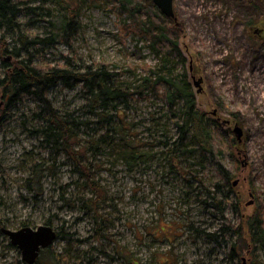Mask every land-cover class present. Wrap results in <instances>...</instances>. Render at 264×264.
Here are the masks:
<instances>
[{"label":"rangeland","instance_id":"obj_1","mask_svg":"<svg viewBox=\"0 0 264 264\" xmlns=\"http://www.w3.org/2000/svg\"><path fill=\"white\" fill-rule=\"evenodd\" d=\"M67 5L79 8L82 28L41 44V62L105 63L123 88L141 83L149 67L160 65L148 35L114 0H67ZM259 5L174 0L176 20L170 18L169 25L179 26L180 35L174 36L185 56L176 71L188 73L200 111L207 118L220 117L218 125H211L214 152L192 136L186 145L179 144L177 118L151 87L126 101L121 98L109 113L112 125L121 122L137 135L139 159L120 147L127 130L109 133L117 146L92 144L90 137L107 129L85 113L81 83L52 86L50 107L31 98L7 109L1 104L6 112L0 125V264H26L3 228L42 224L53 226L58 237L34 264H55L60 255L67 260L63 264H253V246L242 245L233 258V238L221 229L242 224L247 231V219L264 208V0ZM41 6V20L35 16L36 23L26 26L41 37L53 30V13L72 12L58 1L41 0ZM3 64L0 57V74ZM53 111L70 122L92 123L74 127V155L55 150L54 138L46 142ZM236 123L244 130L241 143ZM86 169L99 195L85 186L81 170ZM218 182L226 185L217 193L222 204L209 194ZM224 191L230 193L227 199Z\"/></svg>","mask_w":264,"mask_h":264},{"label":"trees","instance_id":"obj_2","mask_svg":"<svg viewBox=\"0 0 264 264\" xmlns=\"http://www.w3.org/2000/svg\"><path fill=\"white\" fill-rule=\"evenodd\" d=\"M35 1H40V3L38 5L33 4ZM51 1H58L61 5L68 6L67 0ZM114 1L124 11L130 13L131 18L137 23V27L148 35L152 48L161 56L160 65L149 67L148 74L141 83H131L124 88L120 79L115 78L105 63L81 66L69 59H65L64 65L41 62V44L47 45L56 42L69 35L71 31L77 32L82 28L79 8L71 9L68 6L69 11L72 10L71 14L68 15L53 13L51 15L53 30L47 36L41 37V34L26 31V26L32 27L36 23L35 16H40L39 20H41V10L43 9L41 0H0V57L4 63L2 66L4 72L0 74V125L3 118L1 113L5 114L6 112L1 109V104H4L7 109L19 101L31 98L50 107L48 92L52 86L62 83L70 87L81 83L86 90L87 103L85 107L87 110L85 113L96 116L100 128L102 130L107 129L106 134H108H102L98 138L91 136L92 144L95 143L99 146L101 143H109L117 146L119 143H115V137L109 133L127 130L130 134L122 135L120 147L128 157L139 159L143 153L137 145V135L131 133V128L123 126L121 122L112 125L110 120L112 116L109 113L111 107L116 108L118 106L116 102L121 98L126 101L129 96H133L134 92L138 91L139 94H143L148 87H151L158 95L167 100L170 110L177 118L176 124L180 133L179 144L186 145L187 139L192 136L207 151L214 152L215 145L211 125H218V119L207 118L205 113L200 111L197 107L194 91L187 80L188 73L176 71L177 67L175 66L180 64V60L183 63L185 59L179 46V37L174 36L180 35L179 26L172 27L169 25L170 18L158 10L152 0ZM249 1L260 6L259 0ZM144 12L147 15L146 18L142 16ZM28 15L34 16L28 20L22 19V16L26 18ZM153 18L157 21L154 22ZM52 114L54 119H51V124L45 130L48 137L46 142H53L54 138L55 150H64L74 155L73 137L75 136V139L78 137L74 127L79 125L90 127L92 123L89 119L77 122L78 118H74L70 122L68 118L57 115L55 111ZM163 144L165 146L170 145L168 141ZM81 176L82 178L86 177L85 186L90 187L93 192L96 191L99 195L100 191L94 184L95 182L91 181L89 170H81ZM224 176L228 185L231 184V177ZM215 186L213 193L209 189V194L215 202L222 204L223 199L218 200L217 193L225 190L223 187L226 185L218 182ZM230 187L229 189H232V186ZM223 193L225 199L230 196L229 192L225 193L224 191ZM95 203L94 200L89 205L94 207L93 204ZM263 211L264 208L261 207V210L247 219V231L243 229L242 224L222 227L223 236L229 235L233 238L230 253L233 258L239 257L242 245H246V247L250 245L253 246L256 255L253 264H264ZM247 239H249V243ZM65 260L64 255L57 256L55 257V264H63Z\"/></svg>","mask_w":264,"mask_h":264},{"label":"water","instance_id":"obj_3","mask_svg":"<svg viewBox=\"0 0 264 264\" xmlns=\"http://www.w3.org/2000/svg\"><path fill=\"white\" fill-rule=\"evenodd\" d=\"M160 11L169 18L176 20L174 0H152ZM201 79L196 82L200 85ZM213 113H216L214 111ZM234 132L238 143L243 141L244 130L239 123L234 125ZM238 180L233 181L237 185ZM253 200L248 204H252ZM2 231L8 235L13 245L17 246L22 253L23 260L28 264L37 262L41 251L49 247L58 237L57 230L48 224H42L36 228L32 226H23L18 229L3 228Z\"/></svg>","mask_w":264,"mask_h":264},{"label":"flooded vegetation","instance_id":"obj_4","mask_svg":"<svg viewBox=\"0 0 264 264\" xmlns=\"http://www.w3.org/2000/svg\"><path fill=\"white\" fill-rule=\"evenodd\" d=\"M213 115H214V116H217V113H213ZM219 119H220V117L218 118V120H219ZM222 123H223V124H229V123L231 124L232 122H231V120H230V121H229V120H224V121H222ZM3 233H4V232H3ZM45 249H46V248H45ZM45 249H43V250H45ZM43 250H42V251H43ZM42 251H41V253H42ZM38 259H39V258H38ZM26 264H28V263H26Z\"/></svg>","mask_w":264,"mask_h":264}]
</instances>
